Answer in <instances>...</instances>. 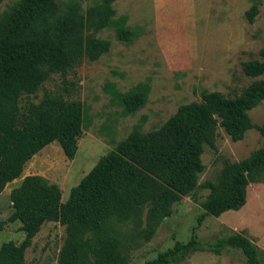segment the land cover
<instances>
[{
    "label": "trees",
    "instance_id": "trees-1",
    "mask_svg": "<svg viewBox=\"0 0 264 264\" xmlns=\"http://www.w3.org/2000/svg\"><path fill=\"white\" fill-rule=\"evenodd\" d=\"M113 1L98 0L83 10L74 0L61 4L17 0L0 14V193L22 176L30 159L53 142L68 160L74 159L77 141L89 126L84 105L48 92L38 103L20 106V101L34 95L51 75L65 79L84 60H97L109 50V43L93 33L112 25ZM257 14V6L252 5L245 16L253 22ZM117 37L130 42L136 34L122 27ZM258 57L243 63L246 77L264 76V47ZM104 91L129 116L145 107L149 87L140 83L120 92L106 85ZM263 101L264 78L233 97L203 91L199 101L181 105L159 129L146 133L135 129L118 142L70 189L64 203L58 185L39 175L24 177L10 192L8 221L20 222L25 236L19 245L9 241L0 246V264H26V249L48 222L65 227L57 264H128L137 240L149 242L172 215L173 206L199 188L208 193L200 202L203 214L198 222L239 211L246 204L251 179L264 169V125H254L249 117ZM216 118L233 142L256 129L262 146L224 166L217 184L197 187L204 170L203 145L212 147ZM126 225L128 234L121 231ZM226 250L239 251L245 264H261L257 247L241 233L205 242L191 237L146 264H178L194 252L220 255Z\"/></svg>",
    "mask_w": 264,
    "mask_h": 264
},
{
    "label": "rangeland",
    "instance_id": "rangeland-1",
    "mask_svg": "<svg viewBox=\"0 0 264 264\" xmlns=\"http://www.w3.org/2000/svg\"><path fill=\"white\" fill-rule=\"evenodd\" d=\"M17 0H4L0 14L10 10ZM59 4L70 0H56ZM83 10L98 0H74ZM256 5L258 14L249 22L245 13ZM111 26L93 34L109 43V50L97 60H84L63 79L53 74L34 95L23 96L20 106L38 103L45 93L61 94L80 101L89 118V126L77 141V152L68 160L57 142L43 148L30 159L22 176L0 193V246L19 245L25 236L21 223L8 221L12 212L10 192L28 175L42 176L59 186L64 203L70 189L77 186L99 158L114 149L133 130L142 133L159 129L181 105L197 102L203 91H218L228 97L239 95L258 77L242 72L244 62L259 59L264 47V0H114ZM127 27L136 37L120 41L117 32ZM89 33H92L90 31ZM149 87L147 104L134 115L125 116L111 103L104 91L113 85L127 92L135 85ZM65 87L67 91L65 90ZM254 125H264V101L249 112ZM212 147L203 145L204 170L197 187L218 183L224 166L247 158L262 146L256 129L247 131L241 141L233 142L216 118L211 134ZM207 190L185 196L173 206L172 215L157 228L149 242L137 240L128 264H146L191 237L214 241L231 233H241L255 244L264 264V169L251 179L247 201L239 211L219 217L203 214L200 202ZM128 234V225L121 227ZM65 238V227L48 222L42 225L25 251L26 264H57ZM178 264H245L243 255L226 250L220 255L194 252Z\"/></svg>",
    "mask_w": 264,
    "mask_h": 264
}]
</instances>
